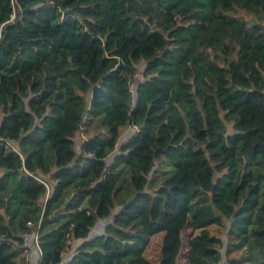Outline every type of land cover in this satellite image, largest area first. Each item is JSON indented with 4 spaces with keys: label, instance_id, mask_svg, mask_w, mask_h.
I'll return each instance as SVG.
<instances>
[{
    "label": "trees",
    "instance_id": "16d2710c",
    "mask_svg": "<svg viewBox=\"0 0 264 264\" xmlns=\"http://www.w3.org/2000/svg\"><path fill=\"white\" fill-rule=\"evenodd\" d=\"M183 216L187 264H264V0H0V264L138 263Z\"/></svg>",
    "mask_w": 264,
    "mask_h": 264
},
{
    "label": "rangeland",
    "instance_id": "374dc122",
    "mask_svg": "<svg viewBox=\"0 0 264 264\" xmlns=\"http://www.w3.org/2000/svg\"><path fill=\"white\" fill-rule=\"evenodd\" d=\"M239 15L245 19H248V17L243 13H240ZM13 17L14 16L12 15V18ZM31 26L32 24L30 23V18L22 16L19 22L10 24L7 27V31L16 37H21L24 35L29 36L32 31ZM141 66L142 64L138 66L136 70L137 72L131 76V85L134 87L136 83L141 80L139 71ZM130 133V128H122V140H125ZM194 138L199 142L205 139L203 129L200 125H198L195 129ZM81 140L82 136L78 135L76 137V145H79ZM46 180L49 181L50 179L47 178ZM49 183L51 184V181H49L48 184ZM39 194L41 196L45 195L46 197V193L44 191H39L38 195ZM110 221V219L107 220V223ZM100 229L101 224L99 222L92 230L91 235L93 236L94 234L99 233ZM210 232L218 235L222 239H225L223 228L212 227L210 228ZM190 233V220L187 216H183L177 222L173 223L168 231L155 235L151 239V242L142 255L140 261L134 264H187V239ZM69 255L70 253L66 254L64 259L66 260ZM31 264H37V261H34ZM220 264H227L224 257L220 261Z\"/></svg>",
    "mask_w": 264,
    "mask_h": 264
},
{
    "label": "built area",
    "instance_id": "2783aa9c",
    "mask_svg": "<svg viewBox=\"0 0 264 264\" xmlns=\"http://www.w3.org/2000/svg\"><path fill=\"white\" fill-rule=\"evenodd\" d=\"M38 181L44 185V187L46 189V197H47L48 193H49L48 184L46 182L40 180V179H38ZM28 226L33 228L34 232L31 235L23 236L21 248L23 249V253H24V256L26 257V259H29L34 254V252H37L38 260H39L40 255H41V251L39 249V244H38V231H36L34 224L29 222Z\"/></svg>",
    "mask_w": 264,
    "mask_h": 264
},
{
    "label": "crops",
    "instance_id": "0c3cea01",
    "mask_svg": "<svg viewBox=\"0 0 264 264\" xmlns=\"http://www.w3.org/2000/svg\"><path fill=\"white\" fill-rule=\"evenodd\" d=\"M106 223H107V220H102V221H100L101 229H100V232H99V233H101V232L103 231V227L106 225ZM70 256H71V253H70L69 257H70ZM34 257H35V259L38 258L37 255H34Z\"/></svg>",
    "mask_w": 264,
    "mask_h": 264
},
{
    "label": "water",
    "instance_id": "95a60500",
    "mask_svg": "<svg viewBox=\"0 0 264 264\" xmlns=\"http://www.w3.org/2000/svg\"><path fill=\"white\" fill-rule=\"evenodd\" d=\"M60 211H61V210H57V211L53 214L52 218H55V217L60 213Z\"/></svg>",
    "mask_w": 264,
    "mask_h": 264
}]
</instances>
